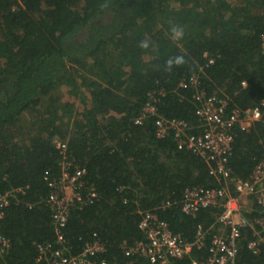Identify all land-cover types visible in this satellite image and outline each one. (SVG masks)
I'll list each match as a JSON object with an SVG mask.
<instances>
[{"label": "trees", "instance_id": "16d2710c", "mask_svg": "<svg viewBox=\"0 0 264 264\" xmlns=\"http://www.w3.org/2000/svg\"><path fill=\"white\" fill-rule=\"evenodd\" d=\"M172 26L182 38H171ZM262 39L264 0H0V195L18 191L0 222L9 240L0 264H45L36 246L55 240L46 199L60 173L57 141L86 172L82 194L97 193L70 211L71 255L98 239L105 251L96 261L147 264L124 255L143 238L138 211L154 212L185 241L197 226L208 230L215 208L192 218L178 205L187 188L216 187L207 168L156 139L152 120L134 119L152 97L162 117L196 126L197 91L226 98L229 110L260 106ZM177 56L184 63L169 70ZM261 161L264 116L248 132L234 130L227 168L244 180ZM167 200L175 206L161 208ZM249 238L242 231L235 264H264V246L253 255ZM207 257L203 249L170 264Z\"/></svg>", "mask_w": 264, "mask_h": 264}, {"label": "built area", "instance_id": "2783aa9c", "mask_svg": "<svg viewBox=\"0 0 264 264\" xmlns=\"http://www.w3.org/2000/svg\"><path fill=\"white\" fill-rule=\"evenodd\" d=\"M264 57V39L261 44ZM212 64V61L209 60ZM196 85V77L191 78ZM242 86H245L242 83ZM197 107L194 111L196 126L177 119H167L158 114L153 98L134 119L136 126L152 120L155 138L171 139L178 151H185L199 158L208 175L216 183L214 188L192 187L184 190L179 202L181 211L194 218L201 211L215 208L218 213L212 226L205 230L197 226L191 241L172 234L167 224L151 211H138V229L142 240L124 248L126 257H139L147 264H170L173 260L189 259L194 251L205 249L208 257L193 264H235L238 243L244 230L250 232L246 248L257 255L264 246V161L258 163L247 179H239L227 168L228 157L234 142V130L248 132L264 116V102L247 109H228V101L217 95L197 91L194 95ZM61 156L60 173L47 181L49 195L46 204L51 213L55 240L53 244L37 245L38 260L45 264H106L96 258L105 251L104 245L95 239L87 243L76 255H71L63 235L70 211L92 204L97 198L94 189L82 194L83 169H74L67 157V143L55 142ZM14 192L0 195V222ZM175 206L169 200L161 208ZM9 250V240L0 233V259Z\"/></svg>", "mask_w": 264, "mask_h": 264}, {"label": "clouds", "instance_id": "9594fccd", "mask_svg": "<svg viewBox=\"0 0 264 264\" xmlns=\"http://www.w3.org/2000/svg\"><path fill=\"white\" fill-rule=\"evenodd\" d=\"M171 38L173 40H178L180 38L183 37L184 35V32H183V29L179 26H172L171 29ZM140 47L141 48H148L149 47V44L147 41H142L140 43ZM184 63V59L182 56H177V57H174V58H171L169 59L167 62H166V65H167V68L170 70L171 67L175 64V65H181Z\"/></svg>", "mask_w": 264, "mask_h": 264}]
</instances>
